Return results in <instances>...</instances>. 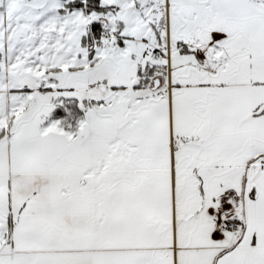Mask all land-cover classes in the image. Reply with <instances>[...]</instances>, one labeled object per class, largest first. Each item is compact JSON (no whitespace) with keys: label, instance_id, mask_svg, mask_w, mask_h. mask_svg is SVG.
<instances>
[{"label":"snow or ice","instance_id":"obj_1","mask_svg":"<svg viewBox=\"0 0 264 264\" xmlns=\"http://www.w3.org/2000/svg\"><path fill=\"white\" fill-rule=\"evenodd\" d=\"M0 264H264V0H0Z\"/></svg>","mask_w":264,"mask_h":264}]
</instances>
